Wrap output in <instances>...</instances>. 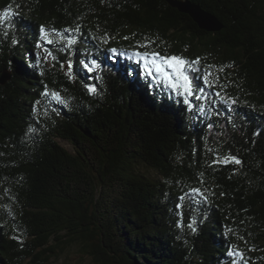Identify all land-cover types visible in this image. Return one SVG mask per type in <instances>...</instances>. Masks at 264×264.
<instances>
[{"label": "trees", "instance_id": "obj_1", "mask_svg": "<svg viewBox=\"0 0 264 264\" xmlns=\"http://www.w3.org/2000/svg\"><path fill=\"white\" fill-rule=\"evenodd\" d=\"M185 1L223 29L164 0H0V264H50L78 243L99 264H264V0ZM41 26L78 27V43L46 45ZM148 39L139 51L223 69L219 88L195 81L204 113L145 79L130 57ZM85 59L101 64L96 95L68 74L71 63L83 75ZM216 91L237 101L216 99L218 116ZM217 155L241 163L210 166ZM193 189L208 198L195 210Z\"/></svg>", "mask_w": 264, "mask_h": 264}, {"label": "snow or ice", "instance_id": "obj_2", "mask_svg": "<svg viewBox=\"0 0 264 264\" xmlns=\"http://www.w3.org/2000/svg\"><path fill=\"white\" fill-rule=\"evenodd\" d=\"M15 15V14H13ZM9 20V13L5 12L0 14V22L7 23ZM10 27V24L8 25ZM80 29L77 28H67L63 31L57 29L48 30L44 26H41L39 29L40 39L44 41L46 45H57L59 50L61 51H69L72 49L73 45L78 43V40L73 33H79ZM7 31L4 35H7ZM93 40L99 41V43H106L107 39L110 37L101 36V37H92ZM127 39V37H125ZM13 44H18V40H13ZM154 43L153 40L148 39L145 43L137 44L136 51L133 52L131 59L137 65L142 66L143 74L146 80H149L152 83H155L157 87L162 86L165 90L173 93L175 97L179 98L184 105L187 106V110L192 111L193 108H197L199 113H204L206 111V107L203 106L204 102L208 99L203 95L204 88L200 87L195 83L196 80H202L204 86L208 88H219L221 85L219 84V72L223 71L219 66L210 65L208 69L213 67L217 68V73L213 74L212 71L208 69H203L199 67L200 60H188L185 59L181 55H161V53L156 51H139L141 48H151V45ZM44 44L38 45L42 48L44 52V61L46 62L49 57L55 62L57 57L53 54V51L50 48L44 46ZM112 53L116 54V49H111ZM81 68L83 70V75L77 77V75H73L71 69L73 65L71 63L68 64V74L71 79L75 80L79 78L86 90V93L89 95L98 94V88L95 83H89L90 80L94 79L93 73L100 69L101 64L92 59L91 61L85 59L80 61ZM63 67V65H61ZM196 73H201V75L196 76ZM43 96L49 97L55 103L65 104L67 103L66 99L59 92H49L47 88L42 93ZM219 99L220 103L228 107L229 105H235L237 103L234 97L222 96L220 91H216L213 96V105L212 110L215 111V114L218 116L219 112L216 111L215 100ZM194 101L200 102V104H194ZM39 104V101H37ZM231 110V109H229ZM209 128L212 127L211 124L208 125ZM34 131V130H33ZM225 164L235 163L240 164L241 161L233 156H225L220 157L217 155L211 162L210 166H215L216 164ZM186 195L192 197L194 200V204L192 205L193 210L199 207L201 204L207 203V196H205L200 189H193L191 193H187ZM199 197L197 200L196 198ZM180 200H184L185 197L181 196ZM182 207V205L178 204L177 208ZM196 220L193 218L187 224V228H189L192 233L197 231L195 227ZM177 227L183 229L184 224L179 222L177 223ZM19 241V237H14ZM22 243V241H20ZM233 256H238L241 259L244 257V253L242 252H233Z\"/></svg>", "mask_w": 264, "mask_h": 264}, {"label": "water", "instance_id": "obj_3", "mask_svg": "<svg viewBox=\"0 0 264 264\" xmlns=\"http://www.w3.org/2000/svg\"><path fill=\"white\" fill-rule=\"evenodd\" d=\"M173 9L178 10L185 15L190 16L193 21L199 26V29L206 32L217 33L223 29V25L213 14L206 12L199 5L193 4L185 0H164ZM7 77L4 76L2 82H5Z\"/></svg>", "mask_w": 264, "mask_h": 264}, {"label": "rangeland", "instance_id": "obj_4", "mask_svg": "<svg viewBox=\"0 0 264 264\" xmlns=\"http://www.w3.org/2000/svg\"><path fill=\"white\" fill-rule=\"evenodd\" d=\"M51 57L47 59L50 62ZM60 145L66 148L69 152H73V148L68 141L60 140ZM50 264H99L93 260V257L84 253L82 245L72 244L58 251V254L52 258Z\"/></svg>", "mask_w": 264, "mask_h": 264}]
</instances>
